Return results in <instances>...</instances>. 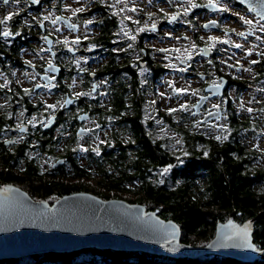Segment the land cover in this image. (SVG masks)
Masks as SVG:
<instances>
[{
	"label": "flooded vegetation",
	"instance_id": "af4514ba",
	"mask_svg": "<svg viewBox=\"0 0 264 264\" xmlns=\"http://www.w3.org/2000/svg\"><path fill=\"white\" fill-rule=\"evenodd\" d=\"M165 2L172 4L173 0ZM113 3L114 0H39L38 3L9 0L8 4H3L0 0V20L5 21L0 24V171L1 159L5 156L10 159L8 167L18 177L21 167L31 165L42 174L56 175L67 181L80 165L78 160L84 162L81 155H106L113 151V140L119 131L117 124L124 116L113 111L116 97L113 46L121 44H126L128 49L130 77L142 78L140 69L150 66L155 81L165 71L169 75L177 71L185 74L196 71L201 80L193 109L199 97L209 93L205 90L208 85L220 84L222 77L228 78L224 95L209 97L201 112L194 114L206 129L220 127L225 120L231 124L234 113L229 90L236 78L231 71L220 68L196 69L197 56L204 59L205 64L216 62L214 47L210 45L213 53L209 57L200 50L195 57L189 56L187 63L175 56L162 63L165 51L161 49L165 47L161 43L164 37L175 36L180 19L191 5L176 9L168 16L159 15L158 19L145 24L114 13ZM98 8L100 10H96ZM195 10L186 15L191 16ZM179 12L176 20L169 21ZM9 15L10 20L6 19ZM4 31L13 35L5 37ZM113 31H127V34L120 36L118 32L113 36ZM258 57L256 81L257 75L264 72V57ZM202 73L204 78L200 77ZM164 84L175 94L179 93L171 77H166ZM214 109L222 110L219 119L202 122L204 115ZM120 132L123 138L128 134ZM61 159L63 161L55 165ZM6 184L21 186L36 199L51 202L74 192L38 197L18 178H0V185Z\"/></svg>",
	"mask_w": 264,
	"mask_h": 264
},
{
	"label": "trees",
	"instance_id": "16d2710c",
	"mask_svg": "<svg viewBox=\"0 0 264 264\" xmlns=\"http://www.w3.org/2000/svg\"><path fill=\"white\" fill-rule=\"evenodd\" d=\"M126 51V44H121L118 50L113 46L114 80L122 72H126V77L131 72ZM119 56H123L121 62L117 60ZM120 78L122 83L118 82L113 89L116 96L113 111L123 115L127 110V113L118 121L119 131L111 153L88 155L91 163L78 160L80 165L67 181L42 174L31 165L21 167L18 177L7 165L10 159L4 156L0 178H18L38 197L88 190L106 198L122 197L144 203L161 216L178 221L182 240L197 245L213 238L218 221L233 218L243 222L261 213L253 224L254 240L260 250L255 261L213 254L203 264H264V163H260L263 153L243 139L247 123L234 115L229 137L217 140L215 135L200 129L189 109H181L178 115L176 111L160 109L154 102V77L143 80L132 76L129 82L124 75ZM257 78V82L264 83V72ZM248 82L236 78L232 84L240 90L248 87ZM120 130L127 136L123 138ZM161 258L163 255L143 251L91 247L1 258L0 264H167ZM179 259L198 264L194 258Z\"/></svg>",
	"mask_w": 264,
	"mask_h": 264
},
{
	"label": "water",
	"instance_id": "95a60500",
	"mask_svg": "<svg viewBox=\"0 0 264 264\" xmlns=\"http://www.w3.org/2000/svg\"><path fill=\"white\" fill-rule=\"evenodd\" d=\"M236 1L260 19L264 17V0ZM208 3L197 2L195 4L199 6L187 10V13L194 9L214 12L221 9L217 2L216 8L206 7ZM179 15L180 12L173 16L177 19ZM173 16L169 21H174ZM211 21L216 24L212 25ZM205 24H209L205 29H222L218 20H209ZM247 33L252 34L253 30ZM200 53L209 57L213 48L204 44ZM189 60V56L182 59L185 63ZM200 77L204 78L205 74L202 73ZM228 84V78L222 77L220 84L208 85L205 90L209 93L195 102L194 113L201 112L209 97L224 95ZM221 115V109L210 110L202 122H209ZM62 161L58 160L55 165ZM259 215L243 222L233 218L220 220L213 238L206 244L197 245L182 240V228L178 221L161 216L141 202L122 197L106 198L88 190L66 193L51 202L36 199L18 185H0V259L96 247L143 251L175 258L215 254L253 262L260 253L253 235V224Z\"/></svg>",
	"mask_w": 264,
	"mask_h": 264
},
{
	"label": "rangeland",
	"instance_id": "374dc122",
	"mask_svg": "<svg viewBox=\"0 0 264 264\" xmlns=\"http://www.w3.org/2000/svg\"><path fill=\"white\" fill-rule=\"evenodd\" d=\"M143 0H114L113 5V12L118 14L122 13L126 18H131L133 20H140L144 22L145 24L151 23L154 20L158 19L162 14L169 15L172 11L175 12L176 9H185L186 7H190L193 0H173L172 4H169L165 2L164 0V8L162 9V12L159 15H153V12H151V15H144L142 13H137L136 11H132L133 8L137 7V3L142 2ZM226 0H223L224 2ZM235 4V6L241 5L236 0H228ZM243 6V5H241ZM240 6V7H241ZM243 8L247 11V13L251 16L250 21H252L251 24H245L242 20H238L239 22V29L236 32H244L246 33L245 37H241L237 35V41L239 44L243 46V48H235V50H232V54L236 57V60H232V63H229V56L226 55V51H228V46H232V40L233 35L232 32L229 31L228 28H224L221 30H212V29H205L202 25L200 28L197 25V13L193 16L185 15L180 19L178 24V30L173 32L175 33L174 37H164V42L161 43L163 47H165V52L162 54V59L164 63L169 57H182L186 58L188 56H196L199 54V51L202 48V44L206 43L211 45L217 50L216 55V62L214 64H210L209 62H204V59L201 57H195L196 59V69H203L208 68V70H217V68H220L225 71H231V73L234 75L235 78H241V79H247L248 87L238 90L235 86H232L229 90L231 97H233L231 101V108L234 115L239 117L240 119L244 120L246 124L245 130L242 132L243 139L245 141L249 142L250 146H255L256 149L261 151L263 155L261 156L260 163H264V106L262 104V101H264V83L263 82H257L254 79L255 71L257 70V63H252V61H256L258 56L264 57L262 53L264 51L257 50L255 48H252L250 46V41L252 39L256 38V33L254 30L255 25H261L263 24L262 20L256 16L252 11L248 10L246 7L243 6ZM188 9V8H187ZM226 9L225 6L221 5V9L216 11V15L218 18L222 17L224 18L228 14V10H222ZM205 12V13H204ZM208 10H200L199 13L201 14H208ZM124 17L123 15H121ZM158 16V17H157ZM227 27V26H226ZM253 30L252 34L247 33L248 30ZM121 36L122 34L125 36L127 34L126 32L122 31H116L114 33H118ZM121 33V34H120ZM211 37H216V40H212ZM227 41V42H225ZM149 42V41H148ZM117 48V50L120 48L119 46H114ZM127 48V46H126ZM128 51V49H127ZM126 51V53H127ZM251 52V55L248 54V52ZM128 54V53H127ZM123 56H119L117 58L118 62L122 61ZM260 57H258L259 59ZM128 59V58H127ZM129 61V60H128ZM167 65V63H165ZM240 65V66H239ZM208 66V67H206ZM239 66V67H237ZM151 66L148 68L140 69V73L142 74V79L146 80L151 76ZM200 71V70H198ZM197 71V72H198ZM126 72H122L120 76H118V79L114 80L116 78V75L113 77V89H115V84L117 85L118 82H120V77L124 75L125 80L128 82L130 81V77L125 76ZM171 77V79L174 81V86L179 91L178 94H175L172 92L166 84H164L165 78ZM200 78L198 77V74L196 71L185 74L183 72H176L173 74H167L165 71L164 74L161 76V78L157 81H155L153 92L155 94L154 102L155 104L162 110H169L170 109H177L176 114L181 113L182 108L181 105L188 106L186 109H189L191 113H193V106H191V103H193L194 98L199 93V84H200ZM122 82H120L121 84ZM127 97H130L129 93L126 95ZM216 102V101H215ZM216 104V103H213ZM248 109H252V111H248ZM149 110L145 111V114L147 115ZM124 114L127 113V110L123 112ZM178 115V114H177ZM194 119L197 122V125L200 127V129L205 130L206 133L210 135L215 136H221L222 138L224 136L229 137L230 134V121H222L221 125L225 126L227 131L224 130V128L214 126L212 128H204L202 126L201 121L194 115ZM130 125V124H129ZM126 128H128V124L124 125ZM162 129L164 126H161ZM252 127V128H250ZM170 130V129H169ZM171 131V130H170ZM174 132V131H171ZM84 158V161H87L88 163H91V158L89 159L88 155H81ZM264 187V184L262 185ZM126 199V198H125ZM50 201V200H49ZM213 258V254H205L199 257L194 258L196 263L203 264L207 261H210ZM160 261L166 262L167 264H189L188 260H181L179 258L175 257H167L163 256V259L161 258Z\"/></svg>",
	"mask_w": 264,
	"mask_h": 264
},
{
	"label": "built area",
	"instance_id": "2783aa9c",
	"mask_svg": "<svg viewBox=\"0 0 264 264\" xmlns=\"http://www.w3.org/2000/svg\"><path fill=\"white\" fill-rule=\"evenodd\" d=\"M194 1H209V0H193ZM217 1V0H214ZM164 0H143L140 3H137V7H135V11L137 13H142L144 15L148 14L151 15V12H153V15H160L162 12V9L164 8ZM222 6H225L228 10V14L224 17L222 25L224 28H228L229 31L232 32L233 40H232V46H228V51H226V55L229 56L230 60L229 63H232V60H236V57L232 54V50H235V45L239 44L237 41V34L236 32L239 29V22L238 20H241L240 17H244L247 20L251 19V16L247 13V11L243 8V6L240 7V5L235 6L231 1H224L222 2ZM218 19L217 15L215 13H208V14H201L197 13V25L200 28L204 22L208 20H214ZM264 25V21H262ZM261 25H255L254 30L256 33V38L252 39L250 41V46L252 48H255L257 50L264 51V30L261 29ZM227 26V27H226ZM215 30V29H213ZM243 48V46L241 47Z\"/></svg>",
	"mask_w": 264,
	"mask_h": 264
},
{
	"label": "snow or ice",
	"instance_id": "6c2138e0",
	"mask_svg": "<svg viewBox=\"0 0 264 264\" xmlns=\"http://www.w3.org/2000/svg\"><path fill=\"white\" fill-rule=\"evenodd\" d=\"M33 2H34V3H38L39 0H33ZM2 3H3V4H8V3H9V0H2ZM198 6H199V5H197V4H195V3H191V7H192V8H196V7H198ZM206 7L216 8V7H218V5L214 2V0H209V3H208V5H206ZM135 10H136L135 8L132 9V11H135ZM222 10H227V9H222ZM76 11H80V9H77ZM185 12H187V9L185 10ZM6 19L10 20V19H11V15H9L8 17H6ZM172 19L175 20L176 17L173 16ZM240 19H241L245 24H251V23H252V21L247 20V19H245L244 17H240ZM262 19H264V17H262ZM4 22H5L4 20H0V24H2V23H4ZM210 23H211L212 25H215V24H216L215 21H211ZM71 27H72L73 29H75L76 26H75V25H72ZM204 27H205V28H208V27H209V24H205ZM152 28L155 29V28H156V25L153 24V25H152ZM261 29L264 30V25H261ZM2 34H3V36H5V37H8V36L13 35V33L10 32V31H4ZM237 35H239V36H241V37H245V36H246V33H244V32H239V33H237ZM132 38L134 39L135 37H132ZM211 39H212V40H216L217 38H216V37H211ZM76 42L79 43V40H77ZM225 42H227V41H225ZM65 43H67V41H65ZM235 47H236V48H241L242 45H241V44H236ZM161 51H165V50L161 49ZM248 54L251 55V52L249 51ZM262 55H264V53H262ZM252 63H254V64H255V63H258V61H255V60H254V61H252ZM49 68L51 69L52 66L49 65ZM25 91H27V90H25ZM177 91H182V90H177ZM202 99H203V98H202ZM49 107H54V106H53V105H49ZM181 107H182V108H185V109L187 108L186 105H181ZM214 107H216V106L214 105ZM176 110H177V109H170V111H176ZM248 111L251 112L252 109H248ZM209 115H212V113H209ZM217 118L219 119L218 116H217ZM220 127H221V128H224V130L227 131V129L225 128V126L221 125ZM23 130H24V129L22 128L21 131H23ZM216 139H217V140L227 139V136H224V137L222 138L221 136L218 135V136H216ZM164 171L167 172L168 169H164ZM244 233H245V237H246V236H247V227L244 229Z\"/></svg>",
	"mask_w": 264,
	"mask_h": 264
}]
</instances>
